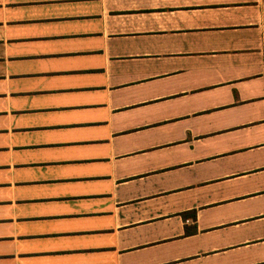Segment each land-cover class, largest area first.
Masks as SVG:
<instances>
[{
  "label": "crops",
  "instance_id": "0c3cea01",
  "mask_svg": "<svg viewBox=\"0 0 264 264\" xmlns=\"http://www.w3.org/2000/svg\"><path fill=\"white\" fill-rule=\"evenodd\" d=\"M56 26L72 50L36 36ZM63 56L88 111V190L68 189L94 220L79 264H264V0H0L5 105L9 62Z\"/></svg>",
  "mask_w": 264,
  "mask_h": 264
},
{
  "label": "rangeland",
  "instance_id": "374dc122",
  "mask_svg": "<svg viewBox=\"0 0 264 264\" xmlns=\"http://www.w3.org/2000/svg\"><path fill=\"white\" fill-rule=\"evenodd\" d=\"M66 25L64 28L68 29ZM64 28L43 27L36 36L60 40L59 51H70L75 45L60 39L66 35L65 41L73 40ZM30 32L31 28L25 34ZM31 46L29 52L40 54L47 50L43 43ZM34 60L38 63L9 62L8 71L20 74L10 79L9 91L22 94L12 95L9 105L0 95V111L7 109L11 113L10 117L0 118V164L14 166L16 203L13 209L7 204L1 208L0 216L16 221L10 224L4 220V227L0 228L4 238L0 239V264H15L16 249L20 255H29L19 257V264H79L83 261L81 254L85 255L84 250L93 244L92 234L85 230L91 229L94 221L90 216L79 215L89 210V202L73 204L68 198V189H72L69 185L78 192L88 190L84 175L87 162L83 158V144L88 141L87 125H82L88 113L83 104L84 77L64 72V67L78 64L66 56ZM34 72H42L40 78L23 76ZM4 90L5 84L0 80V94ZM8 128L11 133L5 132ZM2 170L8 172V168ZM11 234L18 236L17 244Z\"/></svg>",
  "mask_w": 264,
  "mask_h": 264
}]
</instances>
